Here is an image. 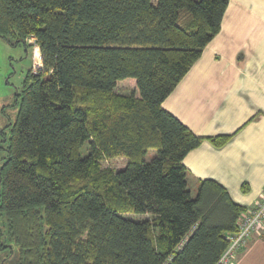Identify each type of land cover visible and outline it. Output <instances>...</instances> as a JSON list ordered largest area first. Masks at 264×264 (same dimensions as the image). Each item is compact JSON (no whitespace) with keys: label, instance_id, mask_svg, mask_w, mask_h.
I'll return each instance as SVG.
<instances>
[{"label":"trees","instance_id":"trees-1","mask_svg":"<svg viewBox=\"0 0 264 264\" xmlns=\"http://www.w3.org/2000/svg\"><path fill=\"white\" fill-rule=\"evenodd\" d=\"M228 3L0 0V38L32 39L42 64L3 134L0 264H219L246 209L210 179L192 198L182 160L231 136H196L162 103ZM125 79L136 93L116 92Z\"/></svg>","mask_w":264,"mask_h":264},{"label":"crops","instance_id":"crops-1","mask_svg":"<svg viewBox=\"0 0 264 264\" xmlns=\"http://www.w3.org/2000/svg\"><path fill=\"white\" fill-rule=\"evenodd\" d=\"M162 108L196 136H231L221 147L203 140L185 155L190 194L210 179L251 209L264 191V0H229L219 33ZM227 264H264V230Z\"/></svg>","mask_w":264,"mask_h":264},{"label":"rangeland","instance_id":"rangeland-1","mask_svg":"<svg viewBox=\"0 0 264 264\" xmlns=\"http://www.w3.org/2000/svg\"><path fill=\"white\" fill-rule=\"evenodd\" d=\"M27 49L21 44L15 45L13 41L8 42L0 38V168L5 157V142L3 134L8 135V125L15 121L18 106L15 104L16 94L20 91L25 76L29 70H33L34 58L33 42ZM38 49V48H37ZM39 52L35 51V57ZM116 92L122 94L136 93L135 81L133 79H125L117 82ZM88 154V145L84 144L80 149V155L83 157ZM155 155L150 151L145 156V161L149 162ZM124 165V161L116 159L104 163L113 169H120ZM196 196V189L191 191V197ZM6 255L0 253V258ZM6 264H15L14 258L7 260Z\"/></svg>","mask_w":264,"mask_h":264},{"label":"built area","instance_id":"built-area-1","mask_svg":"<svg viewBox=\"0 0 264 264\" xmlns=\"http://www.w3.org/2000/svg\"><path fill=\"white\" fill-rule=\"evenodd\" d=\"M33 42L31 39L30 42ZM33 49V72H37L42 68L40 54L35 57ZM264 230V191L260 194L259 198L255 201L254 206L241 214L238 230L234 234L227 235L228 247L223 253L219 264H227L235 256V254L247 245L248 239L251 235L259 234Z\"/></svg>","mask_w":264,"mask_h":264}]
</instances>
